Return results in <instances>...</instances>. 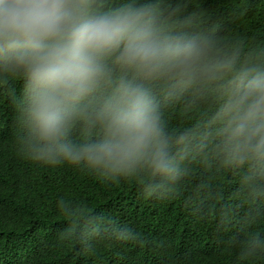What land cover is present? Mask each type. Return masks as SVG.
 Here are the masks:
<instances>
[{"label": "trees", "instance_id": "obj_1", "mask_svg": "<svg viewBox=\"0 0 264 264\" xmlns=\"http://www.w3.org/2000/svg\"><path fill=\"white\" fill-rule=\"evenodd\" d=\"M0 264H264V0H0Z\"/></svg>", "mask_w": 264, "mask_h": 264}, {"label": "clouds", "instance_id": "obj_2", "mask_svg": "<svg viewBox=\"0 0 264 264\" xmlns=\"http://www.w3.org/2000/svg\"><path fill=\"white\" fill-rule=\"evenodd\" d=\"M79 110H87V106L82 107ZM72 140H73V136L62 148L54 152L47 151L41 146L44 153V165H56L62 163L64 153L67 150V148L71 145Z\"/></svg>", "mask_w": 264, "mask_h": 264}]
</instances>
